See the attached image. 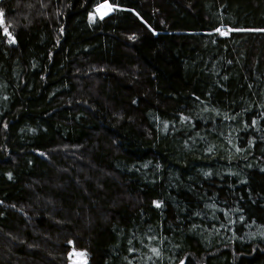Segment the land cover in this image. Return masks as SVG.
<instances>
[{
    "label": "trees",
    "instance_id": "1",
    "mask_svg": "<svg viewBox=\"0 0 264 264\" xmlns=\"http://www.w3.org/2000/svg\"><path fill=\"white\" fill-rule=\"evenodd\" d=\"M0 12V264H264V0Z\"/></svg>",
    "mask_w": 264,
    "mask_h": 264
},
{
    "label": "rangeland",
    "instance_id": "2",
    "mask_svg": "<svg viewBox=\"0 0 264 264\" xmlns=\"http://www.w3.org/2000/svg\"><path fill=\"white\" fill-rule=\"evenodd\" d=\"M102 5H105V7H102ZM102 5L96 8L97 14L100 15L101 17L105 16L107 13H110L114 10V6L110 5L109 3H104ZM107 6H110L111 10H109ZM69 256H70V264H88V255L85 250L76 249L73 247L69 251Z\"/></svg>",
    "mask_w": 264,
    "mask_h": 264
},
{
    "label": "snow or ice",
    "instance_id": "3",
    "mask_svg": "<svg viewBox=\"0 0 264 264\" xmlns=\"http://www.w3.org/2000/svg\"><path fill=\"white\" fill-rule=\"evenodd\" d=\"M102 7H105V5H102ZM108 8H109V10H111V7L110 6H107ZM98 11H99V9H98ZM106 14V13H105ZM3 16V13L2 12H0V17H2ZM102 18V17H101ZM94 19V18H93Z\"/></svg>",
    "mask_w": 264,
    "mask_h": 264
},
{
    "label": "water",
    "instance_id": "4",
    "mask_svg": "<svg viewBox=\"0 0 264 264\" xmlns=\"http://www.w3.org/2000/svg\"><path fill=\"white\" fill-rule=\"evenodd\" d=\"M115 8V7H114ZM96 12H97V9H96ZM107 14H109V13H107ZM100 16V15H99Z\"/></svg>",
    "mask_w": 264,
    "mask_h": 264
}]
</instances>
